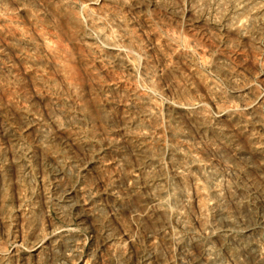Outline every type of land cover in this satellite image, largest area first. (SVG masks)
<instances>
[{"label":"rangeland","instance_id":"1","mask_svg":"<svg viewBox=\"0 0 264 264\" xmlns=\"http://www.w3.org/2000/svg\"><path fill=\"white\" fill-rule=\"evenodd\" d=\"M148 261L264 264V0H0V264Z\"/></svg>","mask_w":264,"mask_h":264},{"label":"bare ground","instance_id":"2","mask_svg":"<svg viewBox=\"0 0 264 264\" xmlns=\"http://www.w3.org/2000/svg\"><path fill=\"white\" fill-rule=\"evenodd\" d=\"M190 22H191V21H190ZM211 25H212V24H211ZM54 34H55V33H54ZM42 40H43V39H42ZM47 42H48V41H47ZM168 62H169V61H168ZM152 112H153V111H152ZM158 125H159V124H158ZM203 147H204V146H203ZM70 191H71V190H70ZM65 192H66V191H65ZM68 192H69V190H68ZM75 193H76L77 195H80L78 192H75ZM70 194H71L70 192H69V193L66 192V193L63 194V197H64L65 199H70V198H71ZM84 199H85V198H84ZM87 200H88V199H87ZM89 204H90V201L87 202L86 200H84V204H82V205L80 204V205H78V207H77V210L79 211V213H83L82 216H84V217H87V215H86L87 212H86V211H88V210L90 209V205H89ZM177 215H178V214H177ZM84 220H85V219H84ZM129 239H130V238H129ZM105 241H106V240H105ZM105 243H106V242H104L103 245H104ZM100 245H101V244H100ZM100 245H99V246H100ZM102 248H103V247H102ZM99 249H100V248H99ZM147 258H148V257H147ZM147 258H146V259H147ZM149 258H150V260H151V256H150ZM152 258H153V257H152ZM146 259H145V260H146ZM148 263H151V261H148L147 264H148ZM115 264H116V263H115ZM190 264H191V263H190Z\"/></svg>","mask_w":264,"mask_h":264}]
</instances>
